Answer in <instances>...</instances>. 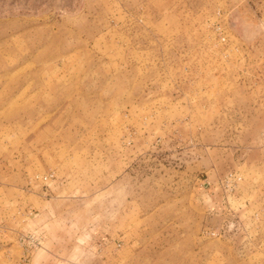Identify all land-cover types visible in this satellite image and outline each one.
Wrapping results in <instances>:
<instances>
[{
  "label": "rangeland",
  "instance_id": "1",
  "mask_svg": "<svg viewBox=\"0 0 264 264\" xmlns=\"http://www.w3.org/2000/svg\"><path fill=\"white\" fill-rule=\"evenodd\" d=\"M0 264H264V0H0Z\"/></svg>",
  "mask_w": 264,
  "mask_h": 264
}]
</instances>
